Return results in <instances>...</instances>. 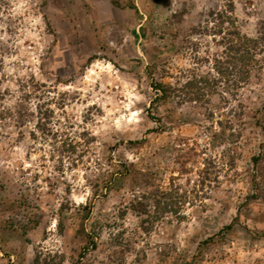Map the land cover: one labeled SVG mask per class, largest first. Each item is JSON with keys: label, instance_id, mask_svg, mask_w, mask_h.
<instances>
[{"label": "rangeland", "instance_id": "1", "mask_svg": "<svg viewBox=\"0 0 264 264\" xmlns=\"http://www.w3.org/2000/svg\"><path fill=\"white\" fill-rule=\"evenodd\" d=\"M262 22L264 0H0V264H264V51L236 91L214 69Z\"/></svg>", "mask_w": 264, "mask_h": 264}, {"label": "trees", "instance_id": "2", "mask_svg": "<svg viewBox=\"0 0 264 264\" xmlns=\"http://www.w3.org/2000/svg\"><path fill=\"white\" fill-rule=\"evenodd\" d=\"M228 10L231 11L230 8ZM227 13L226 10L220 12L218 17L222 23L228 22L233 26L232 19ZM220 44L223 46L221 56L223 60L215 59L214 69L224 83L236 91L247 83L253 68L259 66L257 57L264 51V22L260 23L253 37L240 34L232 27L225 31Z\"/></svg>", "mask_w": 264, "mask_h": 264}]
</instances>
